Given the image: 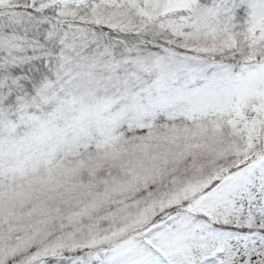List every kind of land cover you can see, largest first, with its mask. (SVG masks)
Instances as JSON below:
<instances>
[{"label":"snow or ice","instance_id":"6c2138e0","mask_svg":"<svg viewBox=\"0 0 264 264\" xmlns=\"http://www.w3.org/2000/svg\"><path fill=\"white\" fill-rule=\"evenodd\" d=\"M0 264H264V0H0Z\"/></svg>","mask_w":264,"mask_h":264}]
</instances>
